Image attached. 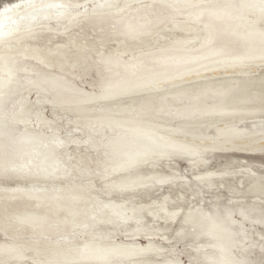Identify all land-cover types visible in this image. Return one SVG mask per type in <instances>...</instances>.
I'll list each match as a JSON object with an SVG mask.
<instances>
[{
  "label": "bare ground",
  "instance_id": "obj_1",
  "mask_svg": "<svg viewBox=\"0 0 264 264\" xmlns=\"http://www.w3.org/2000/svg\"><path fill=\"white\" fill-rule=\"evenodd\" d=\"M25 1L27 0H7L4 6L1 5L0 12ZM104 1L107 0H99L100 6L93 13L95 17L107 16L118 19L125 15L126 17L134 15L133 12L140 9H145V16L148 12L150 15L156 11L165 15L169 12L174 17L181 18L185 29L194 32L197 31V27L193 21L199 17L207 15L210 22L206 24L207 30L204 32H197L195 36L183 35L175 38L167 46V51H160L162 54L148 53L149 56L152 55L148 60L155 64L183 67L180 70L134 73L135 66L142 61L136 59V56L132 57L134 55L132 54L131 63L123 62L126 64L115 66L114 71L109 73L113 77L124 79L118 82L117 86L113 85L110 89L99 92L82 91L60 81L59 88L52 85L53 89L49 91L42 87L40 82L44 78L56 81L54 70L45 75L39 74L37 80L30 85L39 88L38 91L43 88L39 101H47L55 109L64 111L63 115L69 118L68 123L78 130H81V127L77 126L85 124L97 134L94 137L100 141L103 148L97 153L95 166L90 167L86 163V157H79L81 155L77 157L68 149L61 150L68 147L69 142H78L80 139L61 136L58 133L60 130L54 129L55 127L51 125L53 122L43 115V110L33 111L32 105L25 103L21 95L18 99L23 100L21 107L16 110L18 112L9 114L8 110L13 106L11 88L18 87L16 93L25 90L20 87L18 79L16 82L13 80L15 76L13 68L17 67L16 69L28 74L33 73L32 75L41 73L35 66L31 68L19 66L18 62H14L16 59L9 56L18 53L22 59L28 55L34 60L38 59L49 69H53L55 65L49 56H45L48 58L41 56L39 49L31 50V54L27 53L30 50L27 45L29 33L42 25L32 23V20L36 19L39 22L38 17L43 16L42 12L27 14L31 8L30 5H26L14 8L4 15L0 20V136L8 135L5 128L11 121L22 124L28 131L26 133H34L31 134L32 138L26 137L28 134H20L25 137L23 139H27L26 144L13 163L8 164L2 160L4 157L0 158V172L15 170L20 171V174L45 177V180L72 179L79 174L86 179L85 181H89L83 185V189L89 192L106 189L105 196L114 200L112 199L110 207L104 210L105 208L100 206L101 202H98L94 195L92 197V193L89 194L81 188L74 190L69 185L59 196L67 198L66 200L52 199L54 197L43 200L41 197H28V194L18 199L5 200L4 195L0 194V227L5 235L13 236L18 231L33 235L42 230L50 239L52 236L68 237L67 242L57 245L52 240L36 242L37 240L17 239L1 242L0 250L7 254L2 258L3 264H153L150 255L161 256L166 248L152 238H147L146 244L140 245L136 238H139L141 233L157 236L156 239L158 236L165 238L171 228L168 225L170 222L179 223L178 233L182 235L185 228L183 222L198 228L196 236L205 238V241H199L194 249L204 257L207 262L204 264H250L251 259L248 256L250 250L245 245L250 235L247 234L243 222H259L264 225V206L260 203L264 201V175L259 174L251 166L246 165L243 173V178H247L245 180L248 184L244 185L243 190L230 193L240 195L235 196L239 200L249 195L255 201L253 204H238L236 201L238 204L236 208L235 205L221 208L216 204L211 210L208 208L206 210L201 204L202 206H188L184 210L182 205H174V198L167 197L164 200L166 212L160 215V211H156L158 209L155 203H137L135 193H140L138 190L141 188H153L155 180L163 183L164 178H169L160 176L158 170L150 169L149 172L139 170L137 165L140 163L148 164L158 157L170 158L171 155L188 156L189 159L186 158L188 162L196 161L197 166L201 164L205 167V170L195 175L197 180H200L201 189L213 190L217 188L214 178L224 177L226 174L221 172L224 174L222 175L206 168L210 158H213L214 150L233 148L253 152L264 149V51L250 53L248 48L242 45L255 41L264 42V0H123V6L118 3L120 0H108L107 3ZM86 2L55 0L56 4L53 6L57 4L61 6L57 11L61 12L60 18L72 21L84 14L81 9L76 14L74 9L83 7L82 4ZM226 2L228 10L224 12L222 7ZM44 3L33 2L31 5L38 8L39 4L42 6ZM238 5L247 9L238 12L234 9V6ZM45 10L43 14L52 19V9ZM220 14L227 18H222ZM16 15H19L22 21L17 19ZM14 19L13 23H8ZM145 20H147L145 17L140 16L128 18L124 29H132L138 22L136 27L141 26ZM24 24L26 27L20 28ZM46 27L50 26L44 25L42 28ZM124 29L117 34L122 37L117 40L119 49L110 55L100 53L99 58L111 62L124 58L128 52L132 53V46L136 44L131 43V40L134 42L140 39L133 37L131 30ZM128 33L131 35L127 36ZM218 37H225L224 41L218 40ZM190 42L194 46L187 47ZM67 43L68 51L65 52L67 57L65 53L60 55L65 59H74L73 53L78 47L77 40L70 36ZM72 45H75V48ZM234 46L238 52L228 54L227 52ZM68 59L65 60L67 64L59 67L65 73L71 74L77 61ZM173 61L178 64H173ZM249 121L253 128L241 126ZM38 126L41 130L36 131L34 128ZM44 128L53 132L46 134L45 130L42 131ZM33 138L36 140H30ZM88 140L89 136H85L81 142ZM169 148L174 149L167 151ZM152 164L145 167L151 168ZM231 164L233 163L230 161L226 165ZM95 177L102 180L100 186ZM220 184L226 186L223 182ZM113 192L119 194L113 195ZM128 192H132L128 199L117 200L123 193ZM195 193L197 192L194 191L192 195L195 196ZM183 200L185 197L181 195L180 202ZM145 210L153 213L155 219L159 217L165 225L149 224L143 214ZM235 213L239 220L234 217ZM50 225H56L58 230L54 226L50 228ZM121 234L130 240L126 242L118 240L117 237ZM238 249L240 254L243 253L242 257L237 255ZM159 263L163 264L162 261Z\"/></svg>",
  "mask_w": 264,
  "mask_h": 264
},
{
  "label": "rangeland",
  "instance_id": "obj_2",
  "mask_svg": "<svg viewBox=\"0 0 264 264\" xmlns=\"http://www.w3.org/2000/svg\"><path fill=\"white\" fill-rule=\"evenodd\" d=\"M5 1L7 0H4V1L0 0V3H2L0 4V7L1 5L4 6V4H6ZM79 1H87V2L82 4L83 7L76 8L74 9V11L77 14L79 11L82 10L84 12L83 14L84 16L81 15L77 19L74 18L72 21H68L67 18H62V17L60 18L61 12H57V11L59 10L58 7H61V6H57L58 4L56 6H53L54 4H56L55 0H50V2L49 0H27L23 3L16 5V7H11L9 9H4L3 11H1L0 20L9 11L14 10V8L18 9L26 5H30V8H31L27 14H29L30 12L31 13L42 12L41 14L43 16L40 15L38 17L39 22L36 19L32 20L33 21L32 23H35V24L42 23V25L36 27L35 31H33L32 33H29V36L27 37V45H29L28 47L30 48V50H28L27 53L31 54L32 53L31 50L33 51L35 49H39L41 51V56L43 55L44 58H48L45 56H49L50 59L53 60V63L55 65L53 69H49L47 68V66L41 64L38 61V59L34 60L28 55L23 56L22 59H21V54H18V53H16L14 56L13 55L9 56L10 58L16 59L14 60V62L15 61L18 62L19 66L25 65V67L27 68H31L32 66H35L36 69L38 68L41 71V73H34V75H32L33 73L28 74L24 71H20L16 69L17 67L13 68V70L16 73V74L15 73L13 74L15 75L13 77V80H15L16 82V79H18L20 87L24 88L25 90H21L17 92L18 93L17 94L16 91L18 87H16L15 89L11 88V90L13 91L12 92L13 95L12 96L10 95V96H11V99L13 100V106L9 104L11 106L10 109L8 110L9 114L12 115L18 112L16 110H18V108L21 107V102L23 100V99H18V96L21 95L22 98H24L25 103L27 102L29 106L30 104L32 105L33 111L37 109L43 110L42 111L43 115L45 114L44 116L48 120L50 119V121L53 122L51 123V125L55 127L54 129H57V131L60 130L58 133L61 136L63 137L69 136L68 137L69 139L71 138L80 139L78 140V142H69L67 145L68 147H66L65 149H61V150L64 151L68 149L70 153H74L75 156L77 157L79 155H81L79 157H82V156L86 157L87 165L92 167V166H95V162L98 157L97 153L100 152L103 148V146L100 144V141L95 139L97 134H94V132L91 131L89 126H86L85 124L77 126V127H81V130H78L74 125L69 124L67 120L69 118L63 115L65 113L64 111L55 109L47 101L45 102L39 101V97L41 96L43 88H41L40 91H38L39 88L35 86L30 87V85L37 80V77H39V74L45 75L49 71L54 70V73L57 78V79L55 78L56 81L50 80V79L48 80L44 78L40 82L42 87H44L45 89L49 91H52L53 89L52 85L60 87L59 81L61 83L73 85L76 88L78 87L80 88V90L86 91V92L106 91L107 89H110V87H112L113 85L117 86V84H119L124 79L123 77H113V75L109 73H112V71H114V69L116 68L115 66H119L120 64H126L123 62L131 63L133 61V60L131 61V58L133 56L134 57L136 56L137 57L136 59L142 61L140 62V64L138 63L139 64L138 66L137 65L135 66L134 73H141V74L146 73L147 74V73H153L155 71L162 72V71L180 70L183 67H174V66H168V65L155 64L153 61L148 60V58H151L152 56V55L149 56L150 54L148 55V53H151V54L152 52L155 53L153 55H156L158 53L162 54V52L160 51L162 50L167 51V46H169L170 43L173 42L175 38L181 37L183 35L195 36L197 32H200V31L204 32L206 24L210 22L209 21L210 17H207V15H204V16L199 17L198 20L193 21V23L197 27L196 28L197 31L194 32V31L185 29L182 25L183 21L181 20V18L180 19L176 18L178 16L174 17V15L169 12L167 15H165V13L158 12V11L150 15L148 12L147 15L145 16L146 14L145 9H140L138 10V12L137 11L133 12L134 15L130 14V16L128 17H126L125 15L123 16V18L120 17L118 19L107 17V16L105 18H100V17H95V15L93 14L96 11L97 7L100 6L99 0H79ZM33 2H39V3L45 2V3L42 6H40L39 4L37 6L38 8H33L31 5ZM107 2L108 0L105 3ZM122 2L123 0H120L118 3L120 5L122 4L123 6L124 4ZM227 5H228V2L223 3L224 7L222 8L224 12H227L226 10H228ZM239 5L234 6V9L238 10V12L241 11L242 9L243 10L247 9L246 7H243V8L239 7ZM45 9H52L51 10L52 17H53L52 19L48 18L47 16H45V14H43V11ZM45 11H48V10H45ZM143 13L144 15H142ZM220 15L224 19L227 18L225 17V15H222V14ZM82 16L84 18H82ZM139 16L145 17V19L147 20L141 23V26L136 27V25L139 23L138 22L137 24L133 26L132 29H128V28L124 29L126 27V22L128 18L129 19L139 18ZM15 17L17 19H20L19 15H16ZM180 17H182V15ZM14 21L15 19L12 21L10 20V22L8 23H13ZM25 25L26 24L21 25L20 28L22 27L25 28L26 27ZM44 25H48L50 27L42 28L44 27ZM123 29L124 31L131 30V32H133L132 36L133 37L135 36L136 38L140 39V41H134V42L133 40L130 39L132 41L131 43L136 44L132 46V49H133L132 53L128 52L124 55V58L113 60L111 62L107 60L105 61L103 58H99L100 53H104V55H107V54L110 55L111 52L115 53L116 50L119 49L120 45L117 43L118 42L117 40L121 39L122 37L117 34L120 32V30H123ZM113 31H116L117 33H113ZM130 35L131 33H128L127 36H130ZM70 36L77 40L78 47H76V49L74 50V53H73L74 59L71 58L69 60L68 58L65 59V57H67V53L65 52L68 51L66 46L68 44L67 41ZM223 38L225 37H218V40L220 39L223 40ZM169 40L170 42H168ZM192 44L193 43L190 42L189 45H187V47L194 46V44L193 45ZM242 45H245L246 49L248 48V51L250 53L255 54L256 52L264 51V42L255 41V42L248 43V45L246 44H242ZM72 46L74 47L75 45H72ZM250 48H252V50H250ZM235 49L236 48L234 46L233 49H230V51H228L227 53L235 54L236 52H238ZM62 53H65L64 54L65 57L63 55H62L63 57H61L60 54ZM141 54H143V56H141ZM130 55H132V57H130ZM7 59L9 58L7 57ZM67 59L69 61H77V64L74 65L75 67L73 68L71 74H67L61 70L62 65L67 64L65 62V60L67 61ZM9 61H13V60H9ZM129 68L130 67H128V69ZM125 69L127 68L125 67ZM2 74L7 75V73H2ZM61 76H62V79H60ZM63 78H65L67 82ZM30 89H32V92H30ZM124 100H126L125 102H128L127 99H124ZM58 114L59 116H56ZM36 120L34 122L35 125L37 124ZM241 126L253 128V125L250 121L246 122L245 124H242ZM22 128H23L22 124L20 125L18 123H13L11 121L8 123L7 128H5L6 134L8 135L0 136V158L4 157L2 160L8 164L13 163L17 159L18 154L22 151L21 150L22 147H24V145L26 144L27 139H23L24 136H21L20 134L25 133V134H28L26 137H30V138L33 137L31 134H33L34 132H30L29 134V133H26L28 132L26 131V129L23 128L24 129L23 130ZM34 129L36 131L41 130L39 126L35 127ZM42 131L46 132V134L47 133L50 134L53 132V130H50L47 128L42 129ZM85 136H89V140L87 142L86 141L81 142V140ZM34 138L30 140L32 141L36 140ZM171 149H174V148H169L167 149V151ZM231 150L232 149L214 150L213 158H210L209 165L206 168H208L209 170H213L217 173L226 172L227 174L226 176V174L224 175L221 173L222 175H224V177L221 176V177L214 178L217 183V188L215 187V189L213 190L201 189L200 180H197L195 175L205 170L204 169L205 167H202L201 164L200 166H197L198 162L196 161L188 162V160L186 159L188 158V156L182 157V156H172L171 155L170 158L158 157L157 159H155L156 161L155 160L150 161L151 163H153L150 166L151 168L149 167L146 168L147 166H149V164H151L150 162H148V164H145V163L144 164L140 163L141 165L138 164L137 165L138 169L141 171L144 170L143 172H149L150 169L151 170L154 169V170H158L160 176L164 175L169 178H164L165 180L163 182L164 184L155 180L156 182L155 181L153 182V185H155L153 187L154 189L153 188L150 189V187H146L144 189L141 188L142 190L141 189L138 190L140 193H135L136 202L137 203H142V202L143 203H152V202L155 203L158 209L156 211H160L159 213L160 215L166 212L164 211L165 205H166V203H164V200L167 197L174 198L175 199L174 205L175 206L182 205L184 207L183 208L184 210L188 206L193 207V206L201 205V204H203V206L201 205L202 207H205V209L208 208V210H211L213 206L216 204L220 206L221 208L225 206H234V205L236 208L238 204H253L255 200L249 195H246L245 199L239 200L236 197L240 195L236 196L235 193H230V192H234L235 190L241 191L245 187L244 185L248 184L247 180H245L247 178H243L244 168L246 165L251 166V168L257 171L259 174L264 175V149H259L253 152L252 151L248 152V151H243V150L241 151L237 149H233L232 151ZM88 154H91L92 156H89ZM156 156H158V154H156ZM191 160L193 159L191 158ZM229 160L233 164L227 166L226 164L230 162ZM20 173H21L20 171H15V170L6 171L4 173L0 172V194L4 195L5 200L18 199L20 196H23L25 194H28V197L29 196H35L38 198L41 197V199L43 200L49 199L52 197H54L52 199L61 198L62 200H66L67 198L59 197L60 194H62L64 188L66 187L68 188L69 186H71L72 189L74 190H80V188L81 190H86V189H83L84 188L83 185L89 182V181H85L86 179L83 178L82 175H79V174L77 176L75 175V177L72 179L48 180L46 178L45 180V177H42L36 174L27 175L26 173H22V174ZM232 174L233 176L231 177ZM94 179L96 180L99 186L103 183L102 180H100L98 177H95ZM34 180H41V181L36 182ZM79 182H82L81 185L76 186V184H78ZM183 182H186V184ZM222 182L225 183L226 185L225 187L220 184ZM156 184L158 185V187ZM156 188L159 190H157ZM98 190L94 192H89L86 190V192H89V194L92 193V197L94 195V198L98 200V202H101L100 203L101 208H105L104 210H106L108 209V207H110L111 202L114 200V198H108L107 195L105 196L106 193H104V191L106 189L104 191H101V190L98 191ZM194 191L197 192L195 193V196L192 195ZM143 192H144V195H143ZM115 193H118V192H113V195H115ZM131 193L132 192L123 193V196H119L120 199L117 198V200L121 201L123 199H128L131 196ZM180 193L181 195L185 197L186 201L183 200V202H180V198H181ZM215 195H217L218 198ZM236 201L238 202V204ZM260 203H262V206H264V201ZM184 212L185 211H183V213ZM143 214L149 224L153 226L165 225L164 221H162L159 217L155 219L153 216V213H150V212L148 213V211L145 210ZM234 217L237 220H239V216L237 215V213L234 214ZM243 223H244V227H245L247 234L250 235V239L245 242V245H247L250 250L249 252L250 254L248 253L249 258L251 259L250 264H264V225L263 224L261 225V223L259 222H254V223L253 222H243ZM168 225L171 228L169 229V231H167L166 233L167 235L165 238L158 236V238L156 239L157 236L156 237L147 236L145 233H143L144 236L141 233L139 235L140 237L138 236L139 238H136V240L139 242L140 245H145L148 239H151V238L153 240L155 239L154 241L156 243H158L160 246H163L167 249V250L165 249V253L161 256L150 255L151 258H153V261H151L153 262V264L155 263L162 264V263H159L161 261L163 262V264H172V263L174 264V262L175 264H204V263H207L204 257L194 249V247L198 246L199 241H205V238L203 237L199 238L196 236V232L198 228L194 227L191 224H186L183 222V228L184 227L185 228L183 230L184 234L182 235L178 233V229L180 227L179 223L170 222ZM53 226L54 228H56V230H58L56 225H50L49 227L52 228ZM39 231L40 232H36L37 234L35 233L33 235H28L25 232L23 233V231L22 232L18 231L15 233L16 235L14 234L16 236L15 237L14 235L13 236L5 235L4 231L0 227V243L5 242V241H8V242L14 241V240L17 241V239L18 241H29L31 239L30 241L37 240L36 242H39L40 240L41 242H44L45 240L46 241L52 240V242L57 245L59 243H64L68 241L67 236H59V237L52 236L50 239V237L44 231L42 230H39ZM123 236L121 234L117 237V239L120 241H125V242L130 240L129 238L123 237ZM145 236L147 237L145 238ZM70 238L74 239L73 237H70ZM20 249L21 250L23 249L22 246ZM240 249H238L237 255L242 257L241 255L243 253L240 254L241 253ZM4 255H7V254L3 253V251L0 250V264H3L2 258ZM22 264H25V263H22Z\"/></svg>",
  "mask_w": 264,
  "mask_h": 264
},
{
  "label": "water",
  "instance_id": "obj_3",
  "mask_svg": "<svg viewBox=\"0 0 264 264\" xmlns=\"http://www.w3.org/2000/svg\"><path fill=\"white\" fill-rule=\"evenodd\" d=\"M173 64H178V63H176V62L173 61ZM232 149H233V148H232Z\"/></svg>",
  "mask_w": 264,
  "mask_h": 264
}]
</instances>
